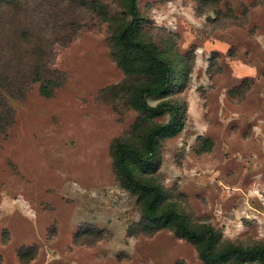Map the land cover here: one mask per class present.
<instances>
[{"label": "rangeland", "instance_id": "1", "mask_svg": "<svg viewBox=\"0 0 264 264\" xmlns=\"http://www.w3.org/2000/svg\"><path fill=\"white\" fill-rule=\"evenodd\" d=\"M37 1L0 6V69L23 75L0 135V264H204L171 229L139 230L140 201L112 167L110 142L137 116L115 87L136 80L111 56L122 1ZM135 2L144 36L185 69L183 125L152 174L165 204L223 242L264 246V0Z\"/></svg>", "mask_w": 264, "mask_h": 264}, {"label": "trees", "instance_id": "2", "mask_svg": "<svg viewBox=\"0 0 264 264\" xmlns=\"http://www.w3.org/2000/svg\"><path fill=\"white\" fill-rule=\"evenodd\" d=\"M121 1V19H111L115 25L110 41L111 56L126 77H135L136 80L129 84L121 82L115 87L122 91L125 102L137 116L127 134L110 142V157L117 178L140 201L143 224L139 230L151 233L159 228L171 229L195 246L197 256L204 264H219L230 259L244 261L247 257L264 261V246L242 248L223 242L211 226L192 227L181 213L165 204V192L152 174L159 163L160 140L176 134L183 125L184 100L172 97L181 90L180 79L184 78L185 69L179 59L173 62L165 55L159 47L161 43L144 36L146 19L138 13L135 0ZM17 2L20 0H0V6ZM39 2L41 0L37 1L38 7ZM21 37L25 39L24 34ZM59 40L64 43L67 39L62 36ZM166 42H162V47ZM3 73L0 69V135H4L12 122V110L7 99L20 96V87L23 85L22 74L8 80ZM35 77L38 76L33 73V79ZM40 92L44 95L48 93L45 87H41ZM147 96L160 100L149 105ZM163 114L168 115L167 121H152ZM134 169L143 172L144 176L137 179Z\"/></svg>", "mask_w": 264, "mask_h": 264}]
</instances>
